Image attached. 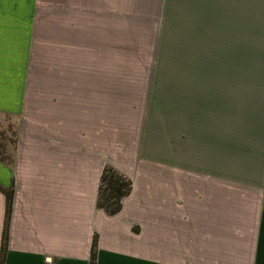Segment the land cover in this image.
<instances>
[{"label":"crops","instance_id":"0c3cea01","mask_svg":"<svg viewBox=\"0 0 264 264\" xmlns=\"http://www.w3.org/2000/svg\"><path fill=\"white\" fill-rule=\"evenodd\" d=\"M63 2L0 16V119L17 135L0 160L16 186L5 264H90L95 235L97 264H264V0H183L214 79L171 107L162 153L96 60L122 49L127 0H67L75 15ZM106 165L133 180L115 215L97 207ZM5 215L0 191V256Z\"/></svg>","mask_w":264,"mask_h":264},{"label":"rangeland","instance_id":"374dc122","mask_svg":"<svg viewBox=\"0 0 264 264\" xmlns=\"http://www.w3.org/2000/svg\"><path fill=\"white\" fill-rule=\"evenodd\" d=\"M66 1L57 13L62 9L65 15H75V8ZM183 18V0H127V20L122 23V49L119 50L112 39L110 54L96 55L97 62L104 58L112 64V94L136 101L129 105H136L138 112L144 113L145 145L159 142L161 153L166 150L171 107L178 110L183 105L185 93H199L198 80L214 79L213 65L210 64L214 62L211 59L214 56L206 55L207 44L208 49L211 48L210 40L201 42L190 38L194 32H186ZM111 26L114 32L115 24ZM199 43L204 49V63L201 65ZM119 66L121 71L117 70ZM15 127L14 119H0V138H3L9 156L14 155L17 144Z\"/></svg>","mask_w":264,"mask_h":264},{"label":"trees","instance_id":"16d2710c","mask_svg":"<svg viewBox=\"0 0 264 264\" xmlns=\"http://www.w3.org/2000/svg\"><path fill=\"white\" fill-rule=\"evenodd\" d=\"M0 160L8 163L13 161V156L6 155V145L3 142V138H0ZM132 190L133 180L129 176L111 165H106L100 178L97 207L105 210L109 215H115L122 210L123 200L131 194ZM0 191L6 196V215L0 256V264H5V256L10 241V225L16 194L15 182L13 181L8 187L0 183ZM97 250L98 236L95 235L91 247L90 264H97Z\"/></svg>","mask_w":264,"mask_h":264},{"label":"snow or ice","instance_id":"6c2138e0","mask_svg":"<svg viewBox=\"0 0 264 264\" xmlns=\"http://www.w3.org/2000/svg\"><path fill=\"white\" fill-rule=\"evenodd\" d=\"M9 2H15V0H0V16H2L4 4Z\"/></svg>","mask_w":264,"mask_h":264}]
</instances>
